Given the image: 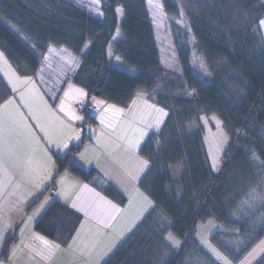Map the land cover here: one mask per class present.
I'll return each instance as SVG.
<instances>
[{
  "label": "trees",
  "instance_id": "1",
  "mask_svg": "<svg viewBox=\"0 0 264 264\" xmlns=\"http://www.w3.org/2000/svg\"><path fill=\"white\" fill-rule=\"evenodd\" d=\"M159 1L168 15L188 24L211 75L209 81L192 70L190 48L179 41L182 29L173 21L180 74L163 67L147 0H104L103 18L72 0H0V49L16 73L29 78L37 74L52 48H65L79 61L70 79L94 96L96 106L99 97L128 107L142 91L168 112L162 128L151 132L139 150L149 161L139 184L153 205L104 264H183L194 247L207 252L197 237L199 226H208V221L224 228L212 230L211 240L216 235L221 239L222 232L228 234L222 241H228L234 253L240 244H247L241 254H227L236 262L264 234L263 227L252 230L246 241L229 235L230 225L250 230L242 217L250 214L254 203L249 200L256 198L264 184V37L260 27L264 0ZM184 33L187 38L188 32ZM115 58L133 71L115 66ZM12 95L0 74V104ZM80 113L84 132L78 143L83 146L88 115ZM203 113H217L230 136L218 172L210 163L199 126ZM72 160L73 156H58V172L68 168L94 183L96 171H86ZM103 192L125 205L126 197L113 185L105 186ZM81 220L54 200L35 229L67 246ZM169 231L181 238L180 248L174 249L166 240Z\"/></svg>",
  "mask_w": 264,
  "mask_h": 264
},
{
  "label": "crops",
  "instance_id": "2",
  "mask_svg": "<svg viewBox=\"0 0 264 264\" xmlns=\"http://www.w3.org/2000/svg\"><path fill=\"white\" fill-rule=\"evenodd\" d=\"M108 57L111 59L109 51ZM117 59H113L115 66L130 71ZM1 61L0 74L13 95L0 104V264H104L153 205L139 184L149 168V161L139 150L155 131L150 125L160 127L166 114L147 92H138L128 107L100 98L96 104L101 129L94 133L87 130L91 139L82 141L84 145L72 160L86 171H96L95 182L84 181L68 168L59 173L56 158L64 159L68 147L82 139L84 115L76 105L86 99L88 91L67 73L64 80L57 81V75L45 73L41 65L35 76L23 78L3 57ZM42 74L51 76L44 79ZM157 113L161 120L147 121L148 115ZM110 184L126 197L124 206L103 192ZM53 185L56 193L48 196L47 190ZM256 195V210H248L257 216L260 229L264 227V184ZM54 200L82 218L67 246L35 229ZM213 224L198 234L201 243L202 238L208 241ZM263 238L264 234L258 241ZM209 243L210 250H219L211 240ZM210 250L194 247L183 263L223 264ZM263 258L264 250L257 259L259 264Z\"/></svg>",
  "mask_w": 264,
  "mask_h": 264
},
{
  "label": "rangeland",
  "instance_id": "3",
  "mask_svg": "<svg viewBox=\"0 0 264 264\" xmlns=\"http://www.w3.org/2000/svg\"><path fill=\"white\" fill-rule=\"evenodd\" d=\"M72 1L76 2L80 6L85 7L86 9H88L90 13H92L96 17L103 18L104 14H103L102 8L104 5V0H72ZM147 9H148L150 18L153 21V26H154V30L156 34L157 44L159 46V50L161 53L163 67L166 70L170 71L171 73L180 74V64H179V59L177 56V42H176V39L178 38H177V34L175 35L172 29L173 27L172 21H173L177 25H179L182 29V35L179 37V41L189 46L190 48V52H191L190 64L192 66L191 67L192 70L195 73H197L199 76H201L204 80L209 81L211 79V75L208 71L206 64L203 61L202 56L199 54V52L197 51L195 47V43H194L195 39L194 37H192L190 28L188 24L183 20V18L178 19V18H173L172 16L168 15L164 11L163 6L159 0H147ZM118 15H119V19L123 18V13H122L121 8L118 9ZM262 21H264V19ZM260 27H261V31L264 37V23H261ZM185 30L188 32L187 38L184 33ZM118 37H121L120 33H119V36L118 35L116 36L115 40ZM109 55L112 58L111 50H109ZM1 57L4 58V61L9 65L10 69H12V71L14 72L15 70L13 66H11L5 54L0 49V68H2ZM117 63H119V65L121 66L123 65L124 67L129 69L131 72L133 71L131 68H128L127 66H125L121 62L120 59H117ZM78 65H79L78 59L74 57L65 48H52L48 52V55H46L42 60V67L44 68L45 73H51V74L55 73L57 75V81L64 80L66 77V73L71 76V74H73V72L76 71ZM51 74L49 75L42 74V77L44 79H47L51 76ZM172 76H175V75H172ZM98 100H100V98L96 97V101ZM159 110L164 111L166 115L164 116V119L160 127H156L157 126L156 124L150 125L152 128H155L154 129L155 131H159L162 128L168 116V112L164 108L160 107ZM148 120L149 122H151V124L157 123L159 120H161L160 114L157 113L152 116L148 115L147 121ZM199 126L203 132V137H204L205 145L208 151L210 163L213 169L218 172L220 171L223 165V157H224L225 151L227 150V147L229 146L230 136L226 128L224 127L223 120L217 113L201 114L199 117ZM257 200H258V195H256V201L253 207L254 210H256L258 206ZM242 218L244 219L243 222H247V226H249L250 230H241L237 226L230 225L232 227H235V229L231 227L229 231L232 234L229 233V235L242 236L246 241L250 239L252 232H253L252 230L259 229L258 227L259 222L257 221L256 215L254 217L253 215L247 214V216L242 217ZM209 224L211 225L210 221H208L205 224V226ZM213 226H214V230L218 228L224 229L223 226L221 224H218L216 221L213 224ZM201 227L202 226H199V231L201 232L199 233V235H202V233H205L209 230L208 226L204 227L203 230H201ZM227 235L228 234H221V239L217 235L216 237H214L215 240L216 239L220 240L219 244H222L223 247L226 248V249L225 248L223 249L226 251H224L220 247V245L217 244L218 242L214 241L213 239H212L213 245L219 246L218 247L219 250L211 249L212 250L211 251L209 249L211 248L210 243H209L211 238H208V241L204 240V238L201 239L203 240L202 245L207 250H210L212 255L217 260H221L223 264H229L230 261H228V259L232 260L230 259V257H228L227 254L232 253L233 255L235 254L239 255L241 254L243 249L247 248L246 243L240 244L239 248L236 250V253H234L233 250L231 249V245L229 246L226 240L224 243H221L222 240L226 239ZM110 237H112V235ZM197 238L199 239V236ZM106 239H109V235H107ZM123 240L124 238L121 241ZM166 240L172 245L173 248H178V247L180 248V245L182 243L181 238L178 235H176L173 231L167 232ZM100 242L102 241L100 240ZM263 245H264V238L258 241L257 243H255V245L251 249H247L246 254L243 257L239 258L238 261L234 263L235 264H254L256 263L257 259H259V257L261 256V253L264 250V248L262 247ZM187 256L184 262H186ZM199 264H205V263L203 261H200Z\"/></svg>",
  "mask_w": 264,
  "mask_h": 264
},
{
  "label": "built area",
  "instance_id": "4",
  "mask_svg": "<svg viewBox=\"0 0 264 264\" xmlns=\"http://www.w3.org/2000/svg\"><path fill=\"white\" fill-rule=\"evenodd\" d=\"M94 96L93 95H88L86 99L83 102L78 103L76 106V109L79 112L86 113L88 115L87 122H86V127L91 131L92 133L97 132L100 128L99 123L97 122V113H98V108L95 105L94 101ZM89 134L86 133V142L89 139ZM82 148V145L80 143H73L68 147V149L65 152V156H74L80 149ZM56 193V188L55 186H51L49 190L47 191V195L53 196Z\"/></svg>",
  "mask_w": 264,
  "mask_h": 264
},
{
  "label": "snow or ice",
  "instance_id": "5",
  "mask_svg": "<svg viewBox=\"0 0 264 264\" xmlns=\"http://www.w3.org/2000/svg\"><path fill=\"white\" fill-rule=\"evenodd\" d=\"M261 23H264V21H262Z\"/></svg>",
  "mask_w": 264,
  "mask_h": 264
},
{
  "label": "water",
  "instance_id": "6",
  "mask_svg": "<svg viewBox=\"0 0 264 264\" xmlns=\"http://www.w3.org/2000/svg\"><path fill=\"white\" fill-rule=\"evenodd\" d=\"M97 95H99V94L97 93Z\"/></svg>",
  "mask_w": 264,
  "mask_h": 264
}]
</instances>
